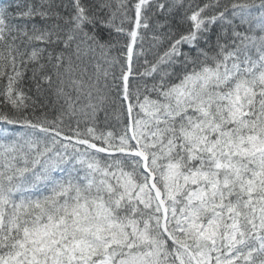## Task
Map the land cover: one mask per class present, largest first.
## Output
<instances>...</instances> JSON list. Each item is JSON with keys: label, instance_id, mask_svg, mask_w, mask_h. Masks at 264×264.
Here are the masks:
<instances>
[{"label": "snow or ice", "instance_id": "obj_1", "mask_svg": "<svg viewBox=\"0 0 264 264\" xmlns=\"http://www.w3.org/2000/svg\"><path fill=\"white\" fill-rule=\"evenodd\" d=\"M0 264H264V0H0Z\"/></svg>", "mask_w": 264, "mask_h": 264}, {"label": "trees", "instance_id": "obj_2", "mask_svg": "<svg viewBox=\"0 0 264 264\" xmlns=\"http://www.w3.org/2000/svg\"><path fill=\"white\" fill-rule=\"evenodd\" d=\"M104 120H105V113L104 112L98 113V122L101 127L104 126Z\"/></svg>", "mask_w": 264, "mask_h": 264}]
</instances>
